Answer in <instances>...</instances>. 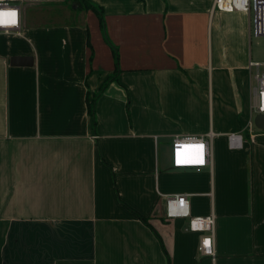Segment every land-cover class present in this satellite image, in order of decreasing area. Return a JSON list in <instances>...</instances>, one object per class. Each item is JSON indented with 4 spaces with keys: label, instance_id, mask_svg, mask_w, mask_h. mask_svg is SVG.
<instances>
[{
    "label": "crops",
    "instance_id": "0c3cea01",
    "mask_svg": "<svg viewBox=\"0 0 264 264\" xmlns=\"http://www.w3.org/2000/svg\"><path fill=\"white\" fill-rule=\"evenodd\" d=\"M87 1L103 27L73 4L31 21L23 10L20 35L0 31V264H264L249 15L211 0ZM114 70L92 125L87 93ZM205 134L210 164L175 165L172 137ZM178 193L191 216L213 214L212 260L185 218L164 217Z\"/></svg>",
    "mask_w": 264,
    "mask_h": 264
},
{
    "label": "built area",
    "instance_id": "2783aa9c",
    "mask_svg": "<svg viewBox=\"0 0 264 264\" xmlns=\"http://www.w3.org/2000/svg\"><path fill=\"white\" fill-rule=\"evenodd\" d=\"M24 1L39 2L41 0H0V31L4 34L20 35L22 27L21 3ZM212 9L225 12H243L249 15V35L252 37L264 36V0H211ZM11 13H15L12 17ZM247 67L253 81L250 92L252 115L264 113V62L249 60ZM227 146L231 149L241 147L242 136L240 133H227ZM210 134L200 136H173L172 146L174 163L191 167H203L210 164ZM178 156L181 162H178ZM202 161V162H201ZM164 217L185 218L187 229L198 233L196 251L200 255L213 259L214 253V220L213 214L205 216H191L187 195L178 193L164 195ZM208 242L206 244L205 242Z\"/></svg>",
    "mask_w": 264,
    "mask_h": 264
},
{
    "label": "rangeland",
    "instance_id": "374dc122",
    "mask_svg": "<svg viewBox=\"0 0 264 264\" xmlns=\"http://www.w3.org/2000/svg\"><path fill=\"white\" fill-rule=\"evenodd\" d=\"M73 5L69 1L66 0H41L39 2H29V1H24L21 3V8L22 10H25L26 12V18L31 21L33 19V14L35 13L36 10L40 9H47V10H55V8L63 9L68 12L65 13H71V8L70 6ZM58 14V22L64 21V19H67L65 14ZM68 19H72V17H68ZM250 46H249V53L251 54V59L253 61H261L264 62V36H256L252 37L250 34ZM102 41H104L102 39ZM105 42V41H104ZM117 60V58H114ZM253 84V81L251 82Z\"/></svg>",
    "mask_w": 264,
    "mask_h": 264
},
{
    "label": "trees",
    "instance_id": "16d2710c",
    "mask_svg": "<svg viewBox=\"0 0 264 264\" xmlns=\"http://www.w3.org/2000/svg\"><path fill=\"white\" fill-rule=\"evenodd\" d=\"M69 1L71 4H75L77 8L79 9H85V10H93L96 14L97 20H98V24L99 26L103 27L102 24V9L101 7L92 5L91 3H89L87 0H66ZM112 55L113 57H116V51L114 48H112ZM116 65V62H115ZM113 75L108 76V78L106 80H104V82L99 86V88L97 89L98 91L95 92L92 97L90 98V100L88 99V93H87V97H86V107H87V113L88 116L90 117L91 120V124L95 125V115H94V103L96 98L99 96V94H101L104 91V88L107 86L108 82L115 80L116 79V75H115V70L113 71ZM120 204L122 206H124L127 210H130L131 212L134 213V215L138 218V220L140 222H143L144 224H147L145 218L143 216H141L140 214H138L131 206L126 205L125 203L120 201Z\"/></svg>",
    "mask_w": 264,
    "mask_h": 264
},
{
    "label": "water",
    "instance_id": "95a60500",
    "mask_svg": "<svg viewBox=\"0 0 264 264\" xmlns=\"http://www.w3.org/2000/svg\"><path fill=\"white\" fill-rule=\"evenodd\" d=\"M252 124L256 130H264V113H256L252 116Z\"/></svg>",
    "mask_w": 264,
    "mask_h": 264
},
{
    "label": "snow or ice",
    "instance_id": "6c2138e0",
    "mask_svg": "<svg viewBox=\"0 0 264 264\" xmlns=\"http://www.w3.org/2000/svg\"><path fill=\"white\" fill-rule=\"evenodd\" d=\"M2 15H4V14H0V16H2ZM9 15H11L12 17H15V13H11V14H9ZM201 162H202V161H201ZM205 243L208 244L207 241H206Z\"/></svg>",
    "mask_w": 264,
    "mask_h": 264
}]
</instances>
